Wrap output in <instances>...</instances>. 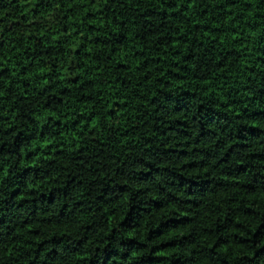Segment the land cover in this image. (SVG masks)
I'll list each match as a JSON object with an SVG mask.
<instances>
[{
	"label": "trees",
	"instance_id": "16d2710c",
	"mask_svg": "<svg viewBox=\"0 0 264 264\" xmlns=\"http://www.w3.org/2000/svg\"><path fill=\"white\" fill-rule=\"evenodd\" d=\"M0 264H264V0H0Z\"/></svg>",
	"mask_w": 264,
	"mask_h": 264
}]
</instances>
